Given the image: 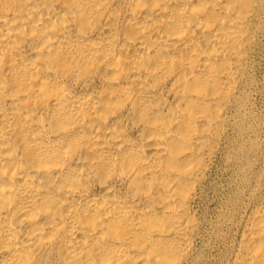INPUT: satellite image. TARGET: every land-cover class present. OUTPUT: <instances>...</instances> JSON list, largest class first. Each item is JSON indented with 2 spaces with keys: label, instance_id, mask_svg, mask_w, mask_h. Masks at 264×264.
I'll return each mask as SVG.
<instances>
[{
  "label": "bare ground",
  "instance_id": "bare-ground-1",
  "mask_svg": "<svg viewBox=\"0 0 264 264\" xmlns=\"http://www.w3.org/2000/svg\"><path fill=\"white\" fill-rule=\"evenodd\" d=\"M263 12L0 0V264L194 259L193 203L240 111ZM230 254L264 264V191Z\"/></svg>",
  "mask_w": 264,
  "mask_h": 264
},
{
  "label": "rangeland",
  "instance_id": "rangeland-1",
  "mask_svg": "<svg viewBox=\"0 0 264 264\" xmlns=\"http://www.w3.org/2000/svg\"><path fill=\"white\" fill-rule=\"evenodd\" d=\"M259 26L247 60L240 111L226 125L193 203L200 227L194 259L187 264H224L253 199L264 191V12Z\"/></svg>",
  "mask_w": 264,
  "mask_h": 264
}]
</instances>
